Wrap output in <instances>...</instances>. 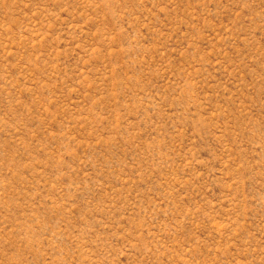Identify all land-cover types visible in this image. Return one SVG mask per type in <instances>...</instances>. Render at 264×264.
Here are the masks:
<instances>
[{
	"label": "rangeland",
	"instance_id": "obj_1",
	"mask_svg": "<svg viewBox=\"0 0 264 264\" xmlns=\"http://www.w3.org/2000/svg\"><path fill=\"white\" fill-rule=\"evenodd\" d=\"M0 264H264V0H0Z\"/></svg>",
	"mask_w": 264,
	"mask_h": 264
}]
</instances>
